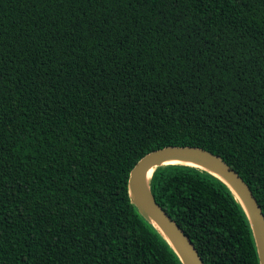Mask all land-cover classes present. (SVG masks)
I'll return each instance as SVG.
<instances>
[{
    "label": "trees",
    "instance_id": "obj_1",
    "mask_svg": "<svg viewBox=\"0 0 264 264\" xmlns=\"http://www.w3.org/2000/svg\"><path fill=\"white\" fill-rule=\"evenodd\" d=\"M186 146L264 215V0H0V264H181L127 181ZM149 186L203 264H259L220 180L174 164Z\"/></svg>",
    "mask_w": 264,
    "mask_h": 264
},
{
    "label": "water",
    "instance_id": "obj_2",
    "mask_svg": "<svg viewBox=\"0 0 264 264\" xmlns=\"http://www.w3.org/2000/svg\"><path fill=\"white\" fill-rule=\"evenodd\" d=\"M191 163L193 165L187 164ZM183 165L220 180L241 205L250 225L259 264H264V215L248 185L218 156L195 147H164L142 157L131 169L127 186L131 204L176 254L181 264H203L195 247L159 206L149 188L152 173L165 165Z\"/></svg>",
    "mask_w": 264,
    "mask_h": 264
},
{
    "label": "bare ground",
    "instance_id": "obj_3",
    "mask_svg": "<svg viewBox=\"0 0 264 264\" xmlns=\"http://www.w3.org/2000/svg\"><path fill=\"white\" fill-rule=\"evenodd\" d=\"M187 164L193 165V164H191V163H187ZM149 187H150V186H149Z\"/></svg>",
    "mask_w": 264,
    "mask_h": 264
}]
</instances>
